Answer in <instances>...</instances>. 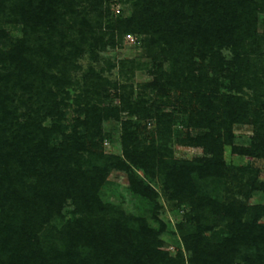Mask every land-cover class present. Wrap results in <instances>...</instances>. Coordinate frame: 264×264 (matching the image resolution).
<instances>
[{
	"label": "trees",
	"instance_id": "16d2710c",
	"mask_svg": "<svg viewBox=\"0 0 264 264\" xmlns=\"http://www.w3.org/2000/svg\"><path fill=\"white\" fill-rule=\"evenodd\" d=\"M111 1L120 0H0V264H185L162 249L163 224L153 228L102 202L98 189L111 169L125 171L132 192L155 205V178L190 202L196 222L182 227L190 264H264V205L223 210L203 195L209 180L224 175L225 146L264 157V0H132V14L116 19ZM4 24L20 25L23 35L10 36ZM131 32L144 36L150 58L143 65L153 78L143 93L134 97L132 85L90 67L73 99L78 117L65 125L71 94L58 99L53 87L74 83L52 68L74 65L89 40L115 46ZM129 65L126 80L143 68ZM12 87L30 94V113L12 106ZM126 112L155 119L164 135L186 115L185 140L205 156L178 159L166 145L141 147L129 119L121 121L123 154H105L102 124ZM241 123L256 127L251 147L233 143ZM68 199L74 215L47 229ZM243 212L250 221H241ZM220 214L234 221L214 241L204 233Z\"/></svg>",
	"mask_w": 264,
	"mask_h": 264
},
{
	"label": "rangeland",
	"instance_id": "374dc122",
	"mask_svg": "<svg viewBox=\"0 0 264 264\" xmlns=\"http://www.w3.org/2000/svg\"><path fill=\"white\" fill-rule=\"evenodd\" d=\"M109 4L114 19L119 16L127 17L132 14V0L111 1ZM68 18L69 16L66 18L67 21ZM259 19H264V14H261ZM70 20L72 21V19ZM68 26V22L63 24L64 28H68ZM3 27H5L7 33L12 37H21L23 35L22 28L18 24H4ZM42 35L44 36V33ZM127 35L123 36L120 42L117 40L118 42L115 46L107 43L105 47H95L93 41L89 40V44L85 45L84 52L76 58L74 65L69 64L68 67H65L61 61H58V67L52 68L53 72L59 75L65 72L70 78L69 80L74 83L73 85L67 84L66 86L60 85L53 87V91L57 94L58 99L67 96V92L71 94V98L68 99L70 106L66 109L65 125L70 127L78 117L76 111L77 106L73 99L74 95L79 91L78 86L84 84V75L90 67H94L110 80H117L120 84L132 85L134 97L140 92L143 93L141 90L142 83L152 80L153 77L149 73V68H145L143 65L150 62V58L145 54V48L139 42L144 36L132 33V38H128ZM94 50L97 53L96 58L92 56ZM223 52L228 59L232 58V54L228 49H225ZM123 61L125 62V67L121 66V62ZM130 61H135V66L141 64L143 68H136L134 74L128 72V76L131 79L126 80V78H123L122 73L127 71L130 66ZM60 68L62 70L59 72L58 69ZM12 89H10L12 90L10 95H12L14 100L12 106L19 105L18 113H28L29 106L27 104L30 94L24 93L19 87H15V89L12 87ZM172 98L174 99V103H180L176 101L175 96H172ZM126 119L131 120L134 126L136 125L141 147L151 145L152 143L166 145L172 150L175 158L178 159H194L205 156L206 154L202 147L190 145L186 142L185 130L188 124L186 115H180V120L172 127L171 135H164L160 133V127H158L155 119L140 118L137 115H130L127 112L121 113L120 121L110 119L103 122L102 149L105 154H123L121 121ZM50 122V119H47L45 124L49 125ZM233 131L234 144L239 146H252L253 138L257 134L256 127L253 124H235ZM223 157L225 164L223 177L216 178L212 181L209 180L203 187L205 190L203 195L206 201L213 200L219 203L223 210L225 208H234L239 212H242V210L245 211L250 206L264 205V192H262V185L264 184V157L260 156L258 158L254 155H243L241 157L240 154L232 150V146H225ZM137 172L143 175L142 170H137ZM151 185L158 193L155 199L157 202L156 205L132 192L128 174L125 171L111 169L105 181L99 186L98 196L103 203L115 204L122 207L126 213L134 217L145 218L147 223L153 228L159 229L163 224L164 230L159 236L162 242V249L176 259L182 255L184 263L190 264L191 252L186 248L182 227L188 228L191 223L196 222L194 216L195 211L192 212L193 209L190 202L175 198L171 190H166L159 178H155ZM181 203H185L184 208L181 206ZM74 208L72 201L68 199L62 215L53 218L46 226L47 229L54 226H61L64 221L74 215ZM221 216L222 214H220L219 219L211 223L212 229L204 233L206 237L214 241L219 237L227 236L228 226L234 221L233 216H229L227 221L223 220ZM249 216L251 215L249 214ZM249 216L247 212H243L241 214V221H250ZM261 223H264V217L258 220V224ZM245 253L247 251L242 250V254ZM238 261L240 262L242 260L237 257L236 262Z\"/></svg>",
	"mask_w": 264,
	"mask_h": 264
},
{
	"label": "built area",
	"instance_id": "2783aa9c",
	"mask_svg": "<svg viewBox=\"0 0 264 264\" xmlns=\"http://www.w3.org/2000/svg\"><path fill=\"white\" fill-rule=\"evenodd\" d=\"M127 37H128V38H132V35H131V34H128Z\"/></svg>",
	"mask_w": 264,
	"mask_h": 264
}]
</instances>
